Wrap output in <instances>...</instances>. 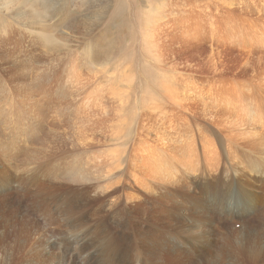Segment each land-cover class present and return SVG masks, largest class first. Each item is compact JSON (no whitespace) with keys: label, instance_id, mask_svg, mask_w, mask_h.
<instances>
[{"label":"bare ground","instance_id":"1","mask_svg":"<svg viewBox=\"0 0 264 264\" xmlns=\"http://www.w3.org/2000/svg\"><path fill=\"white\" fill-rule=\"evenodd\" d=\"M159 5L165 8L161 16L164 20L162 26L153 30L152 37L157 39L162 61L166 58V52H161L166 47L165 33L173 28L171 37L178 36L189 43L209 40L211 50H221L223 46L237 49L242 42L248 43V53H259V56L256 61L247 57L239 66L242 75H249L250 71L251 76L230 78L239 80L236 86L211 83L210 96H203L209 97L208 100L197 97L198 93L197 96L187 93L176 81L159 79L161 86L156 89L165 100H149L153 93L146 91L148 102L141 103L135 118L138 112L126 115L123 107L113 102L114 87L111 88L103 71L78 68V61L75 65L70 62V70L60 66L51 69L49 65V70H36L34 65L44 62L41 57L31 64H18L21 68L7 76L0 74V191L9 186V171L11 189H14L13 179L18 173L17 186L26 185L21 191L28 198L27 205L31 204L29 197L34 199V208L44 204L49 209L52 205L49 201H53L63 222L58 243L62 251L59 249L57 253L51 247L53 254H35L29 261L31 264H76L74 261L78 258L88 264H153V256L160 262L159 255L167 249L166 244L158 249L164 236L160 233L172 235L178 210L189 208L191 203L200 214L199 223L207 233L208 245L222 233L223 228H214V220H223L222 215L233 218L239 213L248 216L251 213L258 219L264 214V102L249 100L254 85L257 86L254 89L264 90V72L256 75L264 67V27L253 38L248 30L255 25L251 12L264 21V0H249L248 4L242 0H171ZM24 18L30 19L27 14ZM32 24L35 23L31 21L29 26ZM55 51L52 52L57 54ZM45 54L49 58L52 53ZM210 57L216 58L212 54ZM244 95L248 99L240 98ZM111 145L117 147L111 148ZM235 186V199H240V203L231 199ZM3 197L0 193V198ZM213 205L217 206L215 211L209 208ZM46 208V212L51 210ZM20 212L14 220L11 218L15 235L34 226ZM259 224L249 244L256 245L257 239L263 240L257 233H264V222ZM36 230L39 236L43 235L44 230ZM243 232L240 231L237 242L231 243L236 248H227L229 252L237 250L240 242H244L241 249L246 245L248 238ZM224 237L221 243L231 240ZM120 244L131 245V249L124 252L119 249ZM68 249L78 258L68 257ZM134 250H138L137 254H133ZM263 251L261 246L260 253ZM198 254L199 251L196 259Z\"/></svg>","mask_w":264,"mask_h":264},{"label":"rangeland","instance_id":"2","mask_svg":"<svg viewBox=\"0 0 264 264\" xmlns=\"http://www.w3.org/2000/svg\"><path fill=\"white\" fill-rule=\"evenodd\" d=\"M169 1L171 0H0V74H5L7 76L8 74H10V72L15 71V69L21 68V66L18 64H31L32 62L39 61L41 57L43 58L44 62H42L40 66L35 64L33 68L36 70H49L50 68L55 69L56 66H60V68H64L65 70H70L72 65H75V63L78 61V64L76 63V65H78V68H85L86 70H93V68H95L97 70L103 71L102 74L108 80L111 88L112 86L115 88H112L113 96L116 98L115 99L112 96L113 102L116 105L123 107L126 115L131 112H138L135 118H137L139 115V108L142 107L141 103L143 101L148 102V99H157V101L163 102L164 98L162 96V93L159 90L157 91L156 89V87L161 86L158 83L159 79L162 80L163 78H169L170 80H173V82H178L177 84L179 85V87H183L182 89L187 93H196L194 95H200H198L197 97L206 99L207 97L205 98L203 96H210V92H212L211 90L213 89V87L211 86L213 84L217 86L220 83L224 82L228 83L226 85L236 86V82H238L239 80L234 79H245V76H251L250 71H248L249 75H242V67H240L245 62L247 57H250L252 61H256L257 57L259 56V53H248V51L250 50V45L248 43L242 42V45L240 44L239 46H237V49H227L226 46H223V49H219L220 51L211 50L212 47L209 40L208 42L206 41V43L202 39H199L198 42H196L195 40H191V42L189 43L187 39H184L182 41V39H179L178 36L171 37V35L173 34V28H169V30L166 32L169 34L165 33L166 37H164V40L166 42V47L165 51L163 50L161 52H166L164 54L166 58L164 59V61H162L163 58L162 55L159 54L160 47H158L157 45V39L153 38L152 36L154 35L153 30L158 29V27L162 26V22L164 20V16H161L164 15L165 8L161 7L159 4ZM179 1L196 2L198 0ZM242 1L246 2L247 4L249 3V0ZM70 2L72 5L70 4ZM239 4L243 6L242 2ZM239 4L237 3L236 5L239 6ZM26 14L28 15V17H30V19L24 18V15ZM80 14H82L81 17L79 16ZM32 17L34 18V20H32ZM78 17L79 20L77 19ZM58 18L61 19L59 20ZM251 19L253 20V22H255V25L251 26L248 30H250V38H253L254 34L262 31L264 27V21L259 20L258 16L253 12H251ZM31 21L35 24L29 26ZM73 21H75L77 24ZM42 24L46 26H42ZM56 25L57 27H55ZM69 29L71 31H69ZM66 33L70 36H67ZM61 34L64 35L62 36ZM76 35H78L77 37L79 38H75ZM64 36H67L68 39ZM200 40H202L203 42ZM51 45L53 46L51 47ZM46 47H49L53 50L47 49ZM168 49L171 52H169ZM199 49L202 52H200ZM54 50H56L55 52L57 54L52 52ZM218 51L220 52V54H218ZM259 51L262 50L259 49ZM48 52L52 53L50 54L49 58H47V55L45 54ZM62 54H65V57ZM211 54L215 55L216 60L211 59ZM62 56L64 57V59ZM31 57L32 60H28ZM70 58L76 59L72 61V59ZM70 62H73V64L71 65ZM226 62L228 64H225ZM87 63L88 65L86 66ZM91 63H93L94 65ZM81 64H83L84 66ZM216 64L220 65V67L217 68ZM48 65L51 67L49 68ZM66 65L67 68L65 67ZM225 66L227 67V69ZM33 68L31 67L29 69ZM218 69H220V71ZM263 72L264 67L260 71L256 72V75H259ZM226 74L228 75L227 77ZM125 77L129 78L126 79ZM222 77L224 78L222 79ZM232 77H234V79L230 80V78ZM188 79L190 81H188ZM254 87L257 86L254 85L250 90L251 92H249V94L252 95L249 96V100L253 101L256 99L264 102V90L260 91L256 88L254 89ZM146 91L150 92V94L153 93L151 96L149 95L150 97H148V99L146 98ZM2 93L4 94V92ZM240 98L242 100L248 99L246 95L241 96ZM120 102L123 103V105ZM126 104L127 106H125ZM113 147L115 148L117 146L111 145V148ZM9 174V186L6 189L3 187V191H0V193L4 196L3 198H0V264H31V262L29 261L31 260V258H33V256H36L35 254L40 255L41 253H44L46 255H49L54 253L51 250V247L52 249L54 248L53 250L56 252L61 248L60 244L58 243L60 241L59 233L63 228L62 217L58 215L60 212L57 213L55 211L57 205L53 204L55 203L53 201H49L50 203H52V205L49 206V209L51 210H49L48 206L44 204L41 208L32 207V202L34 201L32 197H29L31 204L27 205L28 198H26L25 194H23V190L21 191V189H24L26 187V185L22 187L21 183L18 188L17 173L16 177L13 179V187L16 186V188L14 187V189H11L12 174L10 171ZM236 194L237 186L233 188L231 199L235 200L237 203L242 202L240 199H235L237 197ZM17 202L22 205L25 204V207L18 205ZM18 207H20L21 212L19 211ZM216 207L217 206L213 205L209 208L211 210H216ZM44 208L49 211L46 212ZM196 210L197 209L193 203L190 204L189 208H181L178 210L175 219V229L173 234H166L164 231L160 233L164 234V236L159 244L158 249L165 246V244L167 249L166 251H164L165 253L159 255L160 262H157L155 256H153V264H264V251L263 254L260 253L261 246L264 250V233L262 234L263 231L257 233L260 234L259 236H261L263 240L257 239L256 245H252L251 243L249 244V239L252 241L256 236V234L253 233V230L257 229V227L261 225L259 223L264 222V214H257L260 215L258 219L253 218L251 213L249 214V216L245 213L242 215H240L241 213H239V216L236 215L237 217L233 216V218H229V216L225 218L222 215L223 220L221 218L217 220L218 222H216V219L214 220V228H223L222 233L217 235L215 240L213 239L211 242H209L208 245L206 244L207 233L204 231V228L200 226V214H198V211ZM18 212H20L21 215H25L21 216L22 218H27L28 220L30 219L29 221H27L28 224L30 223V225L33 224L34 226L32 225L33 227H31L27 225L29 226V231L25 230L26 232L24 231L18 235H15V230L11 225V218L13 219L14 216L18 217ZM178 222L179 224L177 225ZM36 228L39 230H44L43 235H41L42 237L39 236L38 230H36ZM195 230L198 233H196ZM240 231H245V233L243 232V234H247L248 239L246 241V245L241 249V247L244 245V242H240L239 245H236L238 247L237 250L234 249V251L229 252L227 250L228 247L236 248L231 245V243L238 241ZM114 233L116 234L117 232L115 231ZM177 234L179 235L177 236ZM25 235L31 236L26 237ZM215 235L213 236V238L215 237ZM224 236L231 237V240L221 243V240L223 239L222 237ZM35 238L36 240H34ZM12 240L15 241L13 242ZM28 241L30 242L29 244ZM62 245L63 244H61V246ZM118 247L124 252L131 249V245L126 246L120 244ZM64 249L63 251H65ZM198 251L199 254L196 259L195 256L196 252ZM68 252V257H77L76 253H73L71 250L68 249ZM137 252L138 250H134L133 254H137ZM251 253H253V256L249 258L248 254ZM87 258L89 259V257ZM176 259L180 260L177 261ZM74 262L76 264H88L87 262L83 261L82 258H78V260L75 259Z\"/></svg>","mask_w":264,"mask_h":264}]
</instances>
